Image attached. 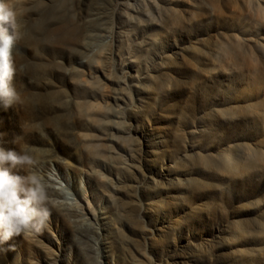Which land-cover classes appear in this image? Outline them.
I'll list each match as a JSON object with an SVG mask.
<instances>
[{
  "label": "rangeland",
  "instance_id": "374dc122",
  "mask_svg": "<svg viewBox=\"0 0 264 264\" xmlns=\"http://www.w3.org/2000/svg\"><path fill=\"white\" fill-rule=\"evenodd\" d=\"M99 2L122 14L76 51L12 49L22 100L0 110V142L29 146L50 217L0 248V264H264V121L247 116L239 77L198 63L235 42L230 0H61L60 14L87 20ZM173 59L184 66L167 78Z\"/></svg>",
  "mask_w": 264,
  "mask_h": 264
},
{
  "label": "bare ground",
  "instance_id": "6f19581e",
  "mask_svg": "<svg viewBox=\"0 0 264 264\" xmlns=\"http://www.w3.org/2000/svg\"><path fill=\"white\" fill-rule=\"evenodd\" d=\"M63 1L69 2V0ZM60 2L61 0H11V4L17 12V23L21 34V38L15 44L31 46L33 49H42L45 45L50 46L53 43H58L67 45V47L76 51L71 41L76 40L82 34L89 33L91 30L105 32L109 17L122 14V10L117 5L111 6L99 2L97 5H90L87 20L82 15L71 13L70 10L69 14H67L68 10L65 11L62 17L60 14L62 4L60 5ZM228 7L231 8L232 18L237 20L235 24H237V30L239 31L237 34H232L235 42L227 48L223 46L224 48L202 52L198 58V63L201 65L199 69L207 73V76L222 74L229 78L233 74L239 77L240 83L245 86L247 99L253 101L250 105L247 104V116L249 112L250 115H255V122L264 121V0H230ZM210 8L214 10L217 6L212 4ZM32 17L41 19V28L38 32L34 31V28L29 25ZM88 35L91 36V34ZM152 41L154 39L151 38L149 41L140 43L144 51L147 50V46ZM14 57H16V54ZM19 59L17 58L18 61ZM183 66V63L173 59L165 67L159 66V69L161 74L168 78L172 71L178 72ZM24 67L27 73L35 74L39 70L29 65V63ZM176 86V82L171 80L165 84L167 89H173ZM20 100H22L21 95ZM27 100L33 104L34 100L32 98L29 97ZM68 103L66 109H70V103ZM238 106L244 107L243 104ZM261 158L264 162V149L261 150ZM261 227L264 231V222ZM232 230L229 240L233 244H238L241 242L240 235L243 227L236 224ZM245 236L251 237V232L250 234L245 233Z\"/></svg>",
  "mask_w": 264,
  "mask_h": 264
},
{
  "label": "clouds",
  "instance_id": "9594fccd",
  "mask_svg": "<svg viewBox=\"0 0 264 264\" xmlns=\"http://www.w3.org/2000/svg\"><path fill=\"white\" fill-rule=\"evenodd\" d=\"M20 38L11 0H0V110L4 111L20 99L12 83V49ZM28 148L23 144L19 150L6 148L0 142V248L16 236L42 231L50 217L48 187L34 170L37 161Z\"/></svg>",
  "mask_w": 264,
  "mask_h": 264
}]
</instances>
